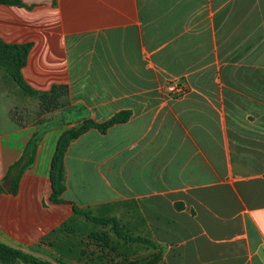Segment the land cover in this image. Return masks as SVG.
<instances>
[{"label": "crops", "instance_id": "crops-1", "mask_svg": "<svg viewBox=\"0 0 264 264\" xmlns=\"http://www.w3.org/2000/svg\"><path fill=\"white\" fill-rule=\"evenodd\" d=\"M18 1H0V39L29 44L19 74L41 92V123L3 88L0 180L34 130L40 139L16 191L0 193V243L30 251L56 232L93 246L79 225L60 226L82 221L74 207L106 215L139 203L145 224L176 243L167 264H264V0ZM177 77L190 90L170 98ZM77 182L101 198L65 196Z\"/></svg>", "mask_w": 264, "mask_h": 264}, {"label": "rangeland", "instance_id": "rangeland-1", "mask_svg": "<svg viewBox=\"0 0 264 264\" xmlns=\"http://www.w3.org/2000/svg\"><path fill=\"white\" fill-rule=\"evenodd\" d=\"M7 71L6 67L0 64V93L6 88L5 91L18 103V107L20 105L21 115L32 118L33 127L39 126L40 119L35 120V113L39 110L35 101L36 95L24 90L21 85L23 82L18 84L11 77L13 73ZM15 75L17 77V71ZM48 123L50 126L58 124L57 120ZM65 196L74 198L81 204L101 198L99 191L83 187L80 182L73 184ZM128 206L129 203L119 202L114 210L106 215L95 209H78L82 221L72 217L68 224L62 226L76 228L79 225L84 230L82 237L85 244L90 242L93 246L76 249L75 244L61 243V234L55 232L46 238L42 237L30 251L22 252L39 260L54 261L56 264H65L63 261L77 258L85 259V263L94 260V264H167V261L169 263L173 256L172 248L176 243L170 238L158 235L156 228L152 226L153 222H149L148 226L145 224L139 216L141 212L139 203H134L130 207L131 211H128Z\"/></svg>", "mask_w": 264, "mask_h": 264}, {"label": "trees", "instance_id": "trees-1", "mask_svg": "<svg viewBox=\"0 0 264 264\" xmlns=\"http://www.w3.org/2000/svg\"><path fill=\"white\" fill-rule=\"evenodd\" d=\"M9 3H18V0H0ZM29 44L22 43H5L0 39V64L4 65L8 70L7 73L11 72V77L20 84L23 82L20 74L19 69L24 62L26 53L28 51ZM17 71V77L15 72ZM21 80V81H20ZM24 87V90H27L28 93L31 95H38L41 93L40 91H35L28 87L24 82L21 84ZM53 90V89H52ZM52 90L50 93H52ZM54 91V90H53ZM44 93V92H42ZM125 113H119L112 116L109 120L103 123H97L96 127L101 131L104 132L105 129L114 122H121L125 119V116H122ZM74 131H67L64 133L63 136H60L57 143V151L55 157L53 159V166L51 171L52 177V186H53V195L57 197L61 194L64 185H63V166L61 162V157L63 155V150L70 140V135H72ZM40 139V130H34L27 141L24 144V147L19 155V157L14 160L7 168L5 175L2 177L0 181V193L1 192H15L18 182L22 173L32 164L34 160V156L36 153L37 143ZM62 200L61 198H58ZM56 199V200H58ZM74 211L80 214V210L74 207ZM72 217L62 223L60 226L62 227L66 223L68 224L69 220ZM89 238V237H88ZM52 264L49 261L39 260L36 258L31 257L30 255L16 249L9 248L4 244L0 243V264Z\"/></svg>", "mask_w": 264, "mask_h": 264}, {"label": "built area", "instance_id": "built-area-1", "mask_svg": "<svg viewBox=\"0 0 264 264\" xmlns=\"http://www.w3.org/2000/svg\"><path fill=\"white\" fill-rule=\"evenodd\" d=\"M190 90L188 82L183 77L172 78L165 84V91L170 98H180Z\"/></svg>", "mask_w": 264, "mask_h": 264}]
</instances>
